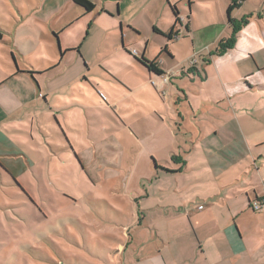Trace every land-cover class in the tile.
<instances>
[{"label": "crops", "instance_id": "0c3cea01", "mask_svg": "<svg viewBox=\"0 0 264 264\" xmlns=\"http://www.w3.org/2000/svg\"><path fill=\"white\" fill-rule=\"evenodd\" d=\"M186 1L189 8L182 10ZM213 1L164 0V16L150 18L152 36L144 41L133 21L127 23L134 37L117 32L120 10L115 14L94 2L96 8L84 13L71 0L75 18L57 24L52 38L73 42L58 49L54 40L44 44L26 21L14 46L21 59L36 54L32 46L44 44L50 52L42 49L37 66H20L13 57L15 68L0 71V120L29 116L37 91L40 129L51 124L53 110L71 159L81 165L65 134L76 111L83 125L90 122L88 109L112 108L135 134L149 174L140 176L137 193L126 191L135 204L122 224V264H264V212L250 208V201L264 196V0H243L225 20L209 5ZM173 6L184 17L182 25ZM170 31L181 38L169 39ZM89 40L96 43L92 53L85 48ZM194 54L201 61L186 64ZM141 56L163 73L172 72L169 81L143 65ZM100 66L107 74L98 78ZM108 78L124 90L123 98L135 95L133 104L121 105V96L107 91L116 86ZM2 131L3 144L13 145ZM14 155L23 163L21 154ZM0 174L25 190L1 161Z\"/></svg>", "mask_w": 264, "mask_h": 264}, {"label": "rangeland", "instance_id": "374dc122", "mask_svg": "<svg viewBox=\"0 0 264 264\" xmlns=\"http://www.w3.org/2000/svg\"><path fill=\"white\" fill-rule=\"evenodd\" d=\"M92 1L98 6L107 5L115 14L120 10L117 32L125 31L134 37L130 29L133 27L127 23L130 20L144 41L152 36L150 18L164 16L161 10L165 9L164 0ZM209 5L222 20L229 17L230 5H226V0H214ZM181 6L182 10L189 8L187 1ZM75 8L71 0H0V28L4 30L0 39V71L15 68L13 57L20 66L39 65L42 49L50 52L44 45L47 41L54 40L57 49L59 44L72 43L71 37L66 40L52 37L57 24L75 18ZM94 18L86 22V28ZM26 21L33 22L32 29L44 44L28 45L36 48V54L23 60L14 46L24 33ZM80 37L75 39L79 41ZM85 43L86 51L92 53L96 43L91 40ZM199 55L196 59L201 61ZM189 62L190 59L186 64ZM100 69L95 70L98 78L107 74L101 66ZM28 81L35 87L30 77ZM19 84L15 85L21 88ZM111 87L107 91L121 96V105L133 104L134 94L123 98L120 94L124 90L117 83ZM34 95L29 116L21 114L10 122L0 120L2 132L13 142L4 145L0 134V161L15 172L25 188L12 185L9 176L0 174V264H122L120 244L126 243L122 224L128 223L135 204L126 191L137 193L140 176L149 174L145 157L139 154L138 139L123 126L112 108L88 109L90 122L85 117L83 125L82 116L76 111L72 115L73 125H65V134L80 154L81 165L71 159L67 140L53 119V110L47 119L51 124L45 123L40 129L43 118L38 112L42 95L39 97L37 91ZM83 141L88 145H81ZM14 152L22 155L23 163ZM23 164L26 170L21 172ZM143 182L148 185V180Z\"/></svg>", "mask_w": 264, "mask_h": 264}, {"label": "trees", "instance_id": "16d2710c", "mask_svg": "<svg viewBox=\"0 0 264 264\" xmlns=\"http://www.w3.org/2000/svg\"><path fill=\"white\" fill-rule=\"evenodd\" d=\"M76 5H78L79 7H81L84 10V13H89L92 12L95 8L96 5L94 2H92L91 0H72ZM242 1H238V0H231L230 6L228 8V13H231V10L240 7ZM174 10V13L176 14V11H178L176 6H173L172 8ZM179 21V18L176 19V22ZM156 31L161 32L158 28H155ZM175 32L174 31H170L167 33V37L169 39H173ZM4 36V30H2L0 28V39H2ZM227 48V47H225ZM143 65H145L151 72H154L158 75L163 74V71H161L158 67L156 62L154 61H149L148 59H146L144 56H141L140 59H138Z\"/></svg>", "mask_w": 264, "mask_h": 264}, {"label": "built area", "instance_id": "2783aa9c", "mask_svg": "<svg viewBox=\"0 0 264 264\" xmlns=\"http://www.w3.org/2000/svg\"><path fill=\"white\" fill-rule=\"evenodd\" d=\"M243 1V0H240V2ZM179 18V21L178 23L182 25V22L184 20V17L180 14L177 15L176 19ZM174 39H180L181 38V35L180 33H175L174 36H173ZM132 53L137 55L138 54V51L136 49H133L132 50ZM197 59H196V55L194 54V56L190 59V63L192 65H194L196 63ZM172 72H169V73H163L161 74L162 76V79L164 82H168L169 79H170V74ZM153 85H156V82L152 79L150 81ZM41 95V94H40ZM250 208L254 211V212H264V196L263 197H259V198H256L252 201H250Z\"/></svg>", "mask_w": 264, "mask_h": 264}, {"label": "water", "instance_id": "95a60500", "mask_svg": "<svg viewBox=\"0 0 264 264\" xmlns=\"http://www.w3.org/2000/svg\"><path fill=\"white\" fill-rule=\"evenodd\" d=\"M179 14V12L178 11H176V17H177V15ZM181 25V24H180Z\"/></svg>", "mask_w": 264, "mask_h": 264}]
</instances>
